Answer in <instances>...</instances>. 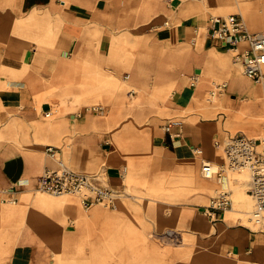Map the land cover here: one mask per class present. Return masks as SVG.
Masks as SVG:
<instances>
[{"label": "crops", "instance_id": "obj_1", "mask_svg": "<svg viewBox=\"0 0 264 264\" xmlns=\"http://www.w3.org/2000/svg\"><path fill=\"white\" fill-rule=\"evenodd\" d=\"M233 13L264 33V0H0V264H184L221 225L232 231L215 264H264V228L205 213L220 184L202 161L221 165L215 141L263 119V87L210 35L212 17ZM47 144L77 171L104 170L121 208L39 190ZM6 187L16 203L1 201ZM186 233L204 241L170 247Z\"/></svg>", "mask_w": 264, "mask_h": 264}, {"label": "built area", "instance_id": "obj_2", "mask_svg": "<svg viewBox=\"0 0 264 264\" xmlns=\"http://www.w3.org/2000/svg\"><path fill=\"white\" fill-rule=\"evenodd\" d=\"M210 35L223 42L234 51V58L241 66L243 73L263 87L264 95V33L251 32L245 26L238 14H228L223 17H212L209 23ZM245 41L247 47L239 48V43ZM128 78L129 74L124 75ZM49 115V112L46 113ZM180 119H171L164 124V130L171 138L177 136L174 127H180ZM215 145L222 149L225 161L221 165L211 160H203L201 173L207 179H214L220 184L216 193L211 197L205 208V213L216 218V212L232 208L233 200L225 182L228 172H249L248 192L252 199L249 219L264 228V129L261 136L252 137L243 133L231 136L224 141H215ZM46 155L53 161V165L45 166L39 175L38 189L53 195H76L84 210L88 211L96 204L116 208L124 195L119 188L109 185L105 180V171L86 173L72 168L63 158L61 150L55 145H45ZM193 152L201 155L202 147L193 146ZM126 167L123 168V172ZM14 187H6L1 191L6 195L1 201L16 203L11 194ZM264 230V229H263ZM174 231L165 234V240L174 238Z\"/></svg>", "mask_w": 264, "mask_h": 264}, {"label": "rangeland", "instance_id": "obj_3", "mask_svg": "<svg viewBox=\"0 0 264 264\" xmlns=\"http://www.w3.org/2000/svg\"><path fill=\"white\" fill-rule=\"evenodd\" d=\"M226 15V14H225ZM263 129H264V119H260V127H259V131H260V136L262 135L263 133ZM235 131H233L234 133ZM246 133V132H245ZM219 155L221 156V160L224 159L223 157V154L221 151H219ZM220 160V161H221ZM231 177H238L240 178L239 180V183H237L236 185H234V190H233V193H232V200H233V207H236V208H240L242 209L244 206L242 205V201L243 200H246V202L248 203V209L251 210L252 208V199L250 197V195L247 194L246 190H245V187L248 188V185H247V180L249 179V172L247 170H243V171H236L234 173H231L230 174ZM202 178V177H201ZM202 180L205 182V183H214L213 181H209V180H206L204 178H202ZM233 185V184H232ZM216 188V186L213 184V185H210V195H213L214 194V189ZM245 192L246 194H244L243 196H240L239 195V192ZM62 196H72V195H62ZM122 202H123V199L120 200L119 202V205H117L118 209L121 208L122 206ZM210 202V199H208L206 201V204H208ZM98 206L100 207H104L107 208L109 210L112 209L111 207H108L107 205H103V204H98ZM226 215L228 214H234V219L232 221L233 224H235L236 226H249L253 229H257L259 228V225L253 223L250 219H249V212H248V215H243L241 214L240 212L238 211H235L233 208L231 209H227L225 211ZM242 215V217H241ZM206 216V215H205ZM206 218L209 220V218L206 216ZM223 218V216H222ZM239 218V219H237ZM220 221H223V220H220ZM153 229L152 228H149V234L151 233ZM206 237V235H205ZM184 241L185 243L183 245H177L175 243H173L172 245H170V247H172L173 249H180V248H187L193 241L194 242H201V241H204V238H201L197 235H189V234H184ZM171 243V242H170ZM189 249V247L187 248V250ZM192 255H194L193 252H184L183 254V257L182 258H189L191 257Z\"/></svg>", "mask_w": 264, "mask_h": 264}, {"label": "bare ground", "instance_id": "obj_4", "mask_svg": "<svg viewBox=\"0 0 264 264\" xmlns=\"http://www.w3.org/2000/svg\"><path fill=\"white\" fill-rule=\"evenodd\" d=\"M240 9V8H239ZM241 11V10H240ZM240 13V12H239ZM255 83V82H254ZM263 119H264V107H263V113H261L260 115ZM252 137H257V136H260V132L259 133H256L254 135H250ZM244 194H246L245 192H239V195L240 196H243ZM249 195V193H248ZM248 203L246 202V200H243L242 201V205L244 206L242 209L240 208H236V207H233V209L235 211H238L240 212L241 214L243 215H248V212L250 211L248 209ZM231 216L232 219H234V214H228ZM242 217V215H241ZM239 219V218H237ZM227 220H230V217L227 216ZM229 231H232L230 230V228L228 226H224V225H221L220 226V229L217 233V235L215 236L214 240L215 242H211L209 244H205L202 249L199 251V252H194V255L193 257H191L186 263L184 264H215L216 262V257L214 254V245H216V243H218L219 239H223L227 234L226 233H229ZM235 232V231H234ZM230 234V233H229ZM228 238V237H227ZM237 238V237H236ZM229 239V238H228ZM235 239V238H234ZM242 240V239H241ZM240 240V241H241ZM234 242V240H233ZM256 248V247H255ZM258 252V251H257ZM256 253V252H255ZM219 254V253H218ZM217 254V255H218ZM222 254V253H221ZM257 254V253H256Z\"/></svg>", "mask_w": 264, "mask_h": 264}]
</instances>
